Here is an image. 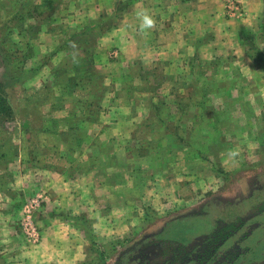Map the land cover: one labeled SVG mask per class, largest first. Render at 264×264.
<instances>
[{"label": "rangeland", "instance_id": "1", "mask_svg": "<svg viewBox=\"0 0 264 264\" xmlns=\"http://www.w3.org/2000/svg\"><path fill=\"white\" fill-rule=\"evenodd\" d=\"M6 2H12L14 7L7 14L6 5L0 2V84L6 90V96H3L7 100L4 107L7 110H2L0 106V138L3 141L9 135L8 145L17 160L23 154L21 167L32 171L38 168L57 170L56 173L64 174L71 188L75 187L78 192L82 190L78 194L79 200H76V212L73 213L70 204H67L68 196H65V203L62 204L64 208L57 206L51 212V217L56 215L62 220H68L73 229L81 230L87 236L90 246L83 259H79V264H264V122L259 128L255 124V127L249 129L244 124V118L238 117L241 119L238 125L246 128L244 135L239 134L234 143L223 144L236 149L241 158L246 149L255 150L256 154L250 159L226 157L223 160L220 151L222 144L219 142H205L203 146L199 144L196 153L193 137L198 135V131L189 124L203 117L206 131L209 130L208 116H215L213 97L217 96L205 95L206 89L212 92L214 88L221 87L223 90L225 87L227 90L226 84L223 85L222 81L213 82L211 74H206L204 78L205 71L200 74L204 69L192 64L187 68V80L182 82L184 92L168 95L166 82L170 81L144 79L143 69L140 71L137 64H124V72L121 71V65L116 63L120 56L118 48L104 47L102 50L100 47L102 30L108 26H105L106 22L110 24L115 21L113 14H102L95 21L79 22L81 26H77V31L73 30L75 26H67L69 29L62 33L66 37L73 36L66 44L68 49H63L66 54L58 56V63H44L42 60L47 61L49 57L41 55V50L35 46L42 38H38L34 30L43 24L53 28L50 22L52 19L31 12L26 20L16 22V33L15 29L14 33L10 32L8 19L17 10L31 11V2ZM67 19L76 20L77 23V17ZM30 20L39 26L32 23L34 30L25 32L30 27ZM26 23L28 26H25ZM65 23L69 22L56 24ZM100 51H106L108 59L115 62L107 65L106 73L109 75L115 71L116 75L126 73L130 77L133 74L138 76L135 80L126 78L124 84H121L127 90L125 98H135L136 105L141 109L136 116L140 117L145 112L141 119L144 123L139 128L134 127L132 137L126 140H123L126 133L118 138V129L112 123H104L102 118L101 107L112 102V91H109L104 102L106 89L111 84L99 65ZM236 76L232 74L231 81ZM239 81L235 78L232 83L236 85ZM260 83L255 81L254 86H260ZM234 99L231 97V100L216 101L229 109ZM241 103L260 105L255 96L247 102L239 101ZM197 104L205 105L207 109L197 108ZM142 105L146 111L141 108ZM166 106L167 111L164 110ZM171 106H176V109L173 110ZM237 115L243 114L234 111L233 117ZM222 116L228 119L232 113L226 110ZM167 120L170 121L169 127H179L187 136L186 153L189 160L187 157L185 159L188 160V168L192 162L206 173V184L194 196L198 198L197 201H190V204L196 203V206L189 205L190 208L186 207L185 202L184 205L171 204L165 208L158 205L160 208L155 209L146 191L148 187H154L156 198L160 199L157 204L168 203L164 189L157 187L158 184H152L154 180L150 174L160 167L164 169L159 158L166 157L168 152L175 153V145L167 144L164 140V123ZM231 125H223L222 129L230 131L232 128L234 132L239 129L236 124ZM198 153L206 158L204 161L199 158V164H196L193 158ZM214 175H220V181L214 180ZM85 185L90 187L85 188ZM90 192H103L102 196L106 198L109 209L113 207L110 205L119 201L118 198L131 200L135 196L136 208L125 209V215L134 213L135 224H124L123 229L119 227V235L122 237L116 240L102 238L95 231L93 220L85 208L84 201ZM225 195L232 198L226 209L210 206V200L214 198L216 202L217 197ZM37 198L41 201L40 206L33 211L25 207L26 203ZM48 198L50 195L44 191L23 198L24 205L18 220H21L19 223L28 247H35L41 241L36 216ZM216 211H220V215L215 216ZM46 213L47 209L41 210L39 214L47 217Z\"/></svg>", "mask_w": 264, "mask_h": 264}, {"label": "crops", "instance_id": "2", "mask_svg": "<svg viewBox=\"0 0 264 264\" xmlns=\"http://www.w3.org/2000/svg\"><path fill=\"white\" fill-rule=\"evenodd\" d=\"M6 1L16 0H0L6 5L5 10L8 14L14 6L12 2L7 3ZM190 1L29 0L31 11L25 10L26 14L33 12L39 17L49 16L52 19L50 22L53 28H48L44 24L39 26L35 24V21L30 20L29 30L25 29L24 31L34 30L32 23L39 26L34 31L37 37L39 36L42 40L35 46L41 50V55L46 54L49 57L47 61L42 60L44 63L54 64L59 62L58 56L66 54L64 52L66 50L63 49L67 48L66 44L73 36L66 37V34L62 33L69 29L67 26H75L73 30L77 31V26H81L79 22L95 21L102 14L105 16L113 14L116 17L115 21L110 24L106 22L105 26H108L102 30L104 32L100 38V47L102 50L104 47L118 48L120 56L116 63L121 65V71L124 69L122 66L124 64H137L140 71L143 69L144 79L170 81L166 82L168 95L184 92L182 82L187 80V68L192 64L204 69L200 71V74L205 71L204 78L206 74H211L213 82L222 81L223 85H227V90L224 87L225 91L221 90V87L214 88L212 92L206 89L205 95L215 94L217 96H212L215 116H208L209 130L206 131L207 126L203 117H198L189 124L198 131V135L193 137L196 142L195 152L197 153L199 144L203 146L205 142L211 144L219 142L222 144L220 151L223 153L221 155L223 160L226 157L250 159L256 154L255 150L246 149L241 158V154L236 149H231L230 146L226 147L223 144H225L224 142L234 143V139L239 134H241L240 136L244 135L245 126L250 129L257 124L259 128L264 122V0ZM17 12L18 10L15 14ZM67 17H77V23L76 20L70 21ZM146 18L151 20V24L146 22ZM38 20L40 19L38 18ZM63 21L69 23L56 24ZM16 22L22 21L14 20L8 23V31L14 33L15 27L18 26ZM25 26L28 24L26 23ZM16 31H18L17 28L15 33ZM44 49L47 51L44 52ZM100 52L99 61L101 64L99 65L106 76L105 78L110 80L111 84L106 89L107 96L104 102L108 98L109 91H112V102L101 107L102 118H104V123H112L118 129L116 132L118 138L119 136L123 137L122 134L126 133L123 137V140H126L129 136L132 137L134 127L139 128L144 123L141 119L144 118L145 112L141 116L139 113L140 117L136 116V113L141 109L138 108L139 105H136L135 98L133 100L125 98L127 90L125 91L121 84H124L126 78L135 80L138 76L133 74L130 77L126 73L125 75H116L115 71L109 75L106 73L107 65L115 62L113 59H108L106 51ZM32 61L36 62L34 59ZM43 72L40 73L41 76ZM232 74H237V76L233 77L231 81ZM235 78L240 79L236 85L232 83L235 82ZM255 81L261 82L260 86H254ZM228 84L229 86L232 84V86L229 87ZM252 96L256 97L260 105L239 104V101L252 100ZM231 97H235V102L230 103L229 109H225L223 105L220 106L217 103L221 99L231 100ZM174 103L177 105L176 101ZM197 105V108L207 109L205 105ZM143 107L144 105L141 108L146 111L147 109ZM167 107L164 108L165 111L168 110ZM171 108L174 110L176 106H171ZM209 108L211 109V107ZM151 109L153 110L152 107ZM182 110L179 109V111ZM226 110L227 113H232L231 118L226 119L222 116ZM234 111L243 115L233 117ZM240 116L244 118V124H246L243 127L238 125L241 124V119H238ZM107 118L110 120L108 121ZM169 124L168 120L164 123L166 130L164 140L167 144L175 145V153L168 152L166 157L159 158L160 164L164 166L163 170L160 167L157 169L158 171L150 173L151 166L148 167L154 180L152 184H158L157 187L164 189L163 193L168 198V203L157 204L160 199L156 198L154 187H148L146 191L149 192L151 205L155 209L161 206L165 208L167 205L170 207L171 204L180 205L185 202L188 203H186V207L190 208L189 205L196 206V203L190 204V201H197L198 198L194 196L206 184L204 180L206 173L201 170V167H198L199 165L195 166L192 162L188 168L187 136L178 125H175L178 128L174 129L169 127ZM231 124H236V128L239 127V129L235 132L232 131V128L230 131L222 129L223 125L231 127ZM241 130L242 132H239ZM8 139L9 135H6L3 141L0 138V264H51L54 262L57 264H79V259H83L84 253L90 246L87 236L83 231L73 229L68 224V220H62L56 215L51 217V212L57 206L64 208L62 204L65 203V196H68L66 202L70 204L72 212H76V200H79L78 194L82 190L78 192L75 187L71 188L64 174L56 173L57 170L38 168L37 171H32L21 167L23 154L17 160V157L12 154V148L8 145ZM199 155L198 153L193 158L196 164H199V158L202 161L206 158V156ZM214 174L217 175V173ZM216 175H214V180L220 181L221 176ZM87 185L85 188L90 187ZM39 191L50 195V199L48 198L47 203H43L44 206L41 209H47L48 213H46V217L39 214L41 210L38 211L36 223H38L37 227L42 235L41 241L35 247H28L24 241L26 236L23 237L22 226L19 223L21 220H18V216L24 205L23 198ZM94 194L90 192L84 203L88 210L87 215L93 220L95 231L102 238L106 237L107 240H110L109 238L116 240L122 237L119 235V227L123 229L124 224L129 225L136 222L134 213L125 215V209H135L137 198L135 196L131 197V200H126L124 197L118 198L120 202L116 201L114 205H110L113 206L112 209H109L106 198L102 196L103 192ZM212 200L214 201L212 202ZM212 200L209 201L210 206L226 209L230 205L228 201H231L232 198L225 195L221 198L217 197L216 202L214 198ZM217 214L220 215V211H216L214 215L217 216Z\"/></svg>", "mask_w": 264, "mask_h": 264}, {"label": "trees", "instance_id": "3", "mask_svg": "<svg viewBox=\"0 0 264 264\" xmlns=\"http://www.w3.org/2000/svg\"><path fill=\"white\" fill-rule=\"evenodd\" d=\"M20 13L22 15H21V17L18 18V15ZM26 13H27V11H23V10L22 11H18L15 15H13L10 19H8V22L7 23H11L14 20H18V21H24V20H26V17L29 15V14H26ZM3 88L4 87L0 84V106H1L2 110L5 111V110H7V109L4 108L6 106L7 100L5 98V96H6V94H5L6 93V90L3 89ZM3 95H5V96H3Z\"/></svg>", "mask_w": 264, "mask_h": 264}, {"label": "built area", "instance_id": "4", "mask_svg": "<svg viewBox=\"0 0 264 264\" xmlns=\"http://www.w3.org/2000/svg\"><path fill=\"white\" fill-rule=\"evenodd\" d=\"M40 199L37 198V199H33L30 203H26L25 204V207H29V208H32L31 211H33V209H36L38 206H40ZM27 223V222H26ZM30 226H33L30 224Z\"/></svg>", "mask_w": 264, "mask_h": 264}, {"label": "clouds", "instance_id": "5", "mask_svg": "<svg viewBox=\"0 0 264 264\" xmlns=\"http://www.w3.org/2000/svg\"><path fill=\"white\" fill-rule=\"evenodd\" d=\"M146 22H147L148 24H151V20H150V19H147V18H146Z\"/></svg>", "mask_w": 264, "mask_h": 264}]
</instances>
